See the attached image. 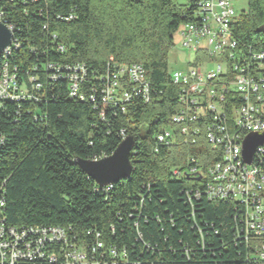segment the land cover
<instances>
[{"label": "trees", "instance_id": "trees-1", "mask_svg": "<svg viewBox=\"0 0 264 264\" xmlns=\"http://www.w3.org/2000/svg\"><path fill=\"white\" fill-rule=\"evenodd\" d=\"M200 1L0 0L1 20L13 31L6 60L26 89L41 86L34 92L37 101L0 100L5 227L58 226L86 245L98 232L107 245L143 264H264L236 240L239 210L232 202L202 196L190 209L184 191L194 185L172 175L189 155L207 151L204 141L193 147L178 138L153 151L156 133L173 129L168 120L177 108L167 55L178 27L195 19ZM233 31L242 43L264 48V0H247ZM112 62L143 66L150 102L137 96L101 105ZM76 64L85 67L77 88L82 100L69 96L67 67ZM121 131L136 139L131 175L100 188L75 159L110 155Z\"/></svg>", "mask_w": 264, "mask_h": 264}, {"label": "built area", "instance_id": "built-area-1", "mask_svg": "<svg viewBox=\"0 0 264 264\" xmlns=\"http://www.w3.org/2000/svg\"><path fill=\"white\" fill-rule=\"evenodd\" d=\"M234 1L201 0L195 19L178 27L182 44L192 49L195 57L191 67L168 71L177 88V108L168 120L173 129L156 133L153 151L158 152L160 145H174L178 138L193 147L202 139L207 151L201 157L189 155L182 168L172 169V175L185 176L194 185L184 191L190 209L202 196L232 202L239 210L236 240L244 242L255 261L264 262V144L256 148L251 163L242 156L245 137L264 133V48L244 44L236 37L233 27L242 10L236 11ZM11 45L0 53V100L37 101L34 92L40 84L26 89L19 83L17 68H11L6 60ZM57 49L62 52L65 47L59 44ZM112 63L101 91V105L114 100L126 103L137 96L150 102L151 84L143 66ZM210 64L214 66L208 68ZM67 70L69 96L82 100L77 88L85 67L76 64ZM111 185L99 187L109 189ZM0 264L143 263L131 260L125 249L107 245L98 232L86 245L70 239L58 226L5 227L0 210Z\"/></svg>", "mask_w": 264, "mask_h": 264}, {"label": "water", "instance_id": "water-1", "mask_svg": "<svg viewBox=\"0 0 264 264\" xmlns=\"http://www.w3.org/2000/svg\"><path fill=\"white\" fill-rule=\"evenodd\" d=\"M12 36V31L0 19V53L11 45ZM135 142L136 139L132 135H127L110 155L97 160L77 158L75 163L98 186L113 184L131 175L130 153ZM262 144H264V133H250L245 137L242 143V156L246 163H251L256 148Z\"/></svg>", "mask_w": 264, "mask_h": 264}, {"label": "rangeland", "instance_id": "rangeland-1", "mask_svg": "<svg viewBox=\"0 0 264 264\" xmlns=\"http://www.w3.org/2000/svg\"><path fill=\"white\" fill-rule=\"evenodd\" d=\"M234 7L237 12L247 9V0H235ZM174 45L170 48L167 55V66L168 70L181 69L185 70L191 67V64L194 61V51L181 42V38L178 33L174 35ZM204 44V42H201ZM214 64H210L208 68H212ZM146 131V127H140V135H143Z\"/></svg>", "mask_w": 264, "mask_h": 264}]
</instances>
